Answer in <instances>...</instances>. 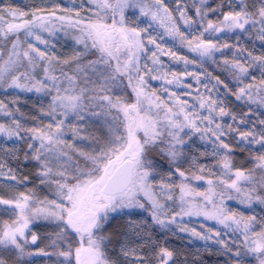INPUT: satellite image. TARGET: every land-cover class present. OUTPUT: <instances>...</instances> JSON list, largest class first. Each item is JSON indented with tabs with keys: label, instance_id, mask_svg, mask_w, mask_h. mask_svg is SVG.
Masks as SVG:
<instances>
[{
	"label": "snow or ice",
	"instance_id": "snow-or-ice-1",
	"mask_svg": "<svg viewBox=\"0 0 264 264\" xmlns=\"http://www.w3.org/2000/svg\"><path fill=\"white\" fill-rule=\"evenodd\" d=\"M204 0L200 5H194L195 14L200 21H194L191 17H186V7L177 8L178 17H174L164 0H154L151 6L144 4L143 0H88L91 5L92 17H80L76 13V20L72 23L81 33L78 43L84 46L83 53H76L74 59L79 65L82 57L89 55L97 56V60L89 61V66L104 64L106 70L101 73L103 82L92 81L93 86L84 87L76 91L74 87L72 94H67L68 89H64L65 94H61V85L58 83L59 77L52 74L55 67L52 64L54 59L47 51H41L39 47L28 41V37L35 36L40 43L47 44L38 33L50 31L49 25L53 21H65L68 17L57 15V11L71 12L72 9L63 8L59 4H53L47 10L37 7L32 12L19 11L15 8L0 7V37L11 42L12 48L8 54V59L0 63V86L7 88H17L21 90L46 91L55 90L56 95L52 97V103L46 113L51 117L53 123L46 126L24 128L18 120L13 119L12 124L6 126L0 123V133L6 134L9 138L16 137L26 142L27 151L24 152L23 162L25 165L29 160L37 163L35 172L39 184L48 188L51 195L40 198L35 192L25 194L20 192L10 199L0 198V205L11 206L15 216L11 222L5 221L0 224V246L8 250V258L0 256V264H22L25 256L42 255L47 257L56 256L57 264H176L174 252L166 247H158L154 243L150 234H145L147 222L136 220L132 217L139 215L137 210L150 212L152 221L161 227H168L170 223L176 221L177 216H204L207 219L216 220L225 228L239 231L243 235V245L246 253L256 256L259 264H264V217L257 221L255 216L237 217V214L230 212L224 205L223 200L227 193L235 191L241 194L243 189L238 181L248 180L249 177L239 169L232 173L231 152L228 143L222 137L232 133H238L239 141L249 140V143H258L264 148V130L259 132V139L253 131H240L239 126L228 125L226 128L216 122V115L220 117L228 116L225 108L217 99H213L208 83L204 84L208 95L197 92L196 100L198 104H189L186 99H181L176 93H170L167 100L161 99L156 91H148V83L145 79H159L152 76L155 65L160 63L157 51H152L145 44L142 33H147V29L128 26L126 24L125 10L129 8L139 9L142 16H151L153 21H159L163 27L167 25L166 32L174 39H179L181 44L187 45L190 51L198 54L200 58L212 59L215 62L214 54L221 48H228L227 43L220 44L217 39L211 38L214 33L231 32L236 29L247 31L246 25L255 28L259 25L258 36L264 41V0H253L251 6L244 4L239 11H229L221 13L223 19L217 23L207 20L203 24L208 12H216L218 9L203 7ZM180 4V0H177ZM81 8L85 7L82 3ZM154 9V10H153ZM110 13V15H109ZM30 17V18H29ZM117 17H119L117 19ZM178 20H182L185 25L199 23L202 31L199 35L189 33L185 35L181 31ZM110 21V22H109ZM21 32L25 37L21 41ZM205 33L209 36L206 37ZM91 41V43H89ZM26 43L27 48L21 49V44ZM148 45H155L161 52L163 49L151 35L147 38ZM246 50L237 49L238 53ZM150 53V55H149ZM175 57V53H168ZM177 59H181L176 57ZM151 60L153 67L148 63L141 64V60ZM241 62L239 56L232 61L225 60L226 67H230L233 77L243 85L238 91L233 93L236 100L247 97L255 102L254 94L260 97L261 105H264V55L255 56L252 52H247ZM47 62L43 67L45 79L35 80L29 66L35 68L41 62ZM67 64L68 61H63ZM185 63H194L185 58ZM259 67L261 79L259 84H244V80L249 76L255 81L256 77L249 71L250 68ZM24 68V71H20ZM134 74V75H133ZM65 79L71 85L74 77L62 72ZM192 75L200 81V77L195 73H185ZM128 77L129 86L135 94V102L129 103L115 99L111 94V87L118 77ZM176 78V74L173 73ZM216 83L212 86L216 88L223 82L218 77L214 78ZM135 80V83H133ZM34 81V82H33ZM51 81V86H49ZM176 82L180 83L179 78ZM172 84V80L167 81ZM185 85V88H190ZM227 87V85H225ZM168 91L167 88L164 89ZM190 96V92H185ZM197 108L199 111H197ZM0 110L7 116L13 113L8 110L7 105L0 102ZM87 110L91 116L102 120L107 126L105 136L98 140L90 151L80 150L75 159L64 150L65 147H72L66 144L62 138L64 136V123L69 113L77 119L83 120V113ZM65 119H57V113ZM207 113L206 115L203 113ZM235 122L237 117L231 116ZM246 114L240 117L239 124H246ZM260 123L264 125V120ZM200 124H205L202 129ZM215 125V127H211ZM185 129L193 132H210L215 137V147L213 154L223 153L222 166L226 170L222 173L226 178L214 183L207 181L208 188L204 192H197L187 182L179 185L180 203L179 211L172 210L175 214L166 221L162 216H168L166 205L160 203L154 193L152 181L155 180V162L152 152L159 149L160 153L169 157L171 163H175L181 155L177 145H184L185 140L181 133L189 135ZM73 136H79V129H71ZM21 132L24 135H21ZM38 141V145L37 142ZM166 145V147H162ZM64 146V147H61ZM10 155L17 160L20 156L16 150H11ZM62 158H66L62 161ZM261 162L260 167L264 168V155L257 157ZM71 161V163H69ZM0 168L3 164L0 163ZM204 166H199V171L204 172ZM179 176L187 181L189 178L184 171L176 167ZM9 178L17 181V176L9 169ZM171 176V173H169ZM192 178L203 180V175L192 173ZM28 176L23 183L28 181ZM173 185L161 182L160 188L171 189ZM199 197V200H195ZM241 203L250 202L252 195L243 192ZM229 200L234 199L232 195H227ZM167 199L173 197L169 195ZM260 203L264 204V197L256 196ZM217 200L220 202L218 203ZM129 219L124 225V236H135L141 243L136 247H129L130 240L124 239L118 242V248L109 250V245L113 243V235L105 232L106 226H110L117 217ZM50 221L56 229L51 238L50 246L54 249L48 252L40 249L33 253L28 251L29 225L37 220ZM260 230L256 231L257 225ZM235 225V227H233ZM181 228L180 231H187ZM193 235L200 236L194 229ZM219 236V233H216ZM207 239L208 237H201ZM37 235L31 233V244H36ZM218 243L223 244L222 240ZM150 247L151 253L139 254L138 249ZM231 251V249H228ZM245 253V254H246ZM150 255L154 259H150ZM236 257H241V252L235 253ZM123 257V261L119 258Z\"/></svg>",
	"mask_w": 264,
	"mask_h": 264
},
{
	"label": "rangeland",
	"instance_id": "rangeland-1",
	"mask_svg": "<svg viewBox=\"0 0 264 264\" xmlns=\"http://www.w3.org/2000/svg\"><path fill=\"white\" fill-rule=\"evenodd\" d=\"M188 1L189 0H180L179 5L177 4V0H164V3L167 5L169 10L172 11L174 17L179 16L177 11L178 7H186V17H191L194 21L199 22L200 20L196 16L194 8V5H197V3L195 2L191 6ZM200 1L201 0L198 2ZM143 2L144 4L151 6V4L154 3V0H143ZM252 2L253 0L223 1L227 12L239 11L244 6V4L251 6ZM82 3L85 5L83 8L80 7ZM53 4H59L61 9H72L71 12L57 11L61 13H76L85 8H91V5L88 4V0H39L37 3L38 7L44 9H50ZM8 7L18 9L19 11H25L21 5L16 4L13 1H9L4 8ZM125 17L126 24L128 26L147 29V33H142L145 44L152 51H157L160 59V63L155 65L154 71L151 73L152 76H158L160 78L153 80L150 78V76L145 77L148 83V91L155 90L157 95H159L161 99L164 100H167L169 94L174 92L179 95L181 99L188 100L189 104H198V101L196 100L197 92L205 96L208 95L209 93L206 91L204 84L211 80V83H208V87L212 89V98L221 102L225 110L230 113V115L224 117H220L217 114L216 122L220 123L225 128L228 125H232L233 127L238 125L240 131H253L256 133V138L259 139V132L264 130V125L260 123L261 120H264V105H261L259 96L257 97V95L254 94L255 102L248 100L247 97L239 101L236 100L233 93L237 92L238 88L243 85L239 84L237 80H227V75H230V72L226 71L224 74H222L221 71L217 70L218 66L215 62H213L212 59L200 58L197 53L190 51L186 43L181 44L178 38L174 39L173 37L169 36L166 32L167 25L162 27L160 22L153 21L150 15H140L139 9H126ZM118 18L119 17H117V19ZM178 24L181 31L184 32L185 35H188L189 33H192L193 35H199V33L202 31V27L199 23L185 25L182 20H178ZM203 24L206 25V22H203ZM259 27V25H257L255 28L251 27V25H246L247 31L236 29L231 32L212 34L211 38H218V43H227L229 45L228 48H221L220 51H217L214 54L215 60H219L222 55H224L226 57L225 60L228 61H232L234 57L239 56V59L243 63L245 62L244 58L247 56V52H252L255 56L264 55V41H261L258 36ZM49 29L50 31L38 33L41 35L42 39L47 41V44L40 43L35 39V36L28 37V41L39 47L41 51H47L50 55H53V60L57 61L69 58L71 56H76V53L84 52L83 44L77 42L79 37H73L68 41L63 36V34L58 31V29H55L51 25H49ZM149 35L155 38L157 43L161 45V48L163 49L162 52L156 49L155 45L147 44V38ZM205 36L208 37L209 34L205 33ZM23 38L25 39L24 35ZM25 47L27 48L26 43ZM237 49H243L246 51L238 53ZM168 53H175L176 55L173 57ZM176 57L181 59H177ZM185 58L189 61H194V63L186 64ZM145 62L148 63L149 67H153L151 60H141V64ZM219 63L222 66V63ZM227 68L231 71L230 67ZM249 71L256 77L255 81L261 79L259 67L250 68ZM95 72L97 73L96 69ZM173 73L176 74V78H179L180 83L176 82V78L173 77ZM185 73H195L200 77L201 82L198 83L194 76L184 75ZM215 77H218L223 83L218 85L216 88H213L212 86L216 83L214 79ZM125 78L128 77L125 76ZM44 79L45 74L40 72L36 80L43 81ZM168 80H172L173 83L168 84ZM244 81L246 84L253 83L251 76L246 78ZM133 83H135V80H133ZM185 85H190L191 87L185 88ZM225 85H227V87H225ZM49 86H51L50 82ZM74 87L78 92L80 87L77 86V84L72 82L70 85L69 82H66V84L61 87V94H65V88L68 89L67 94H72V89ZM165 88L168 89L167 92L164 91ZM130 89L132 88L130 87ZM186 91L190 92L191 95H185L184 93ZM131 94L133 95L134 99H136L135 94L132 91ZM54 95H56L54 89H52L50 92H37L35 89L32 91H27L6 87L7 103L8 106H10L13 115L11 117L7 116L4 114L3 110H0V123L9 126L12 124L13 119H15L18 120L24 128H29L32 122H37L38 125L41 123L42 126H46L49 123H53L54 125L52 118L46 115ZM32 104H34V108ZM197 111H199L198 108ZM203 114L206 115L207 113L205 112ZM245 114L247 123L239 124L240 117L245 116ZM83 115L84 119L79 120L72 113H69L67 119H65L59 114V112L57 113V119H65L64 136L62 138L65 140L66 144L72 146L67 148L73 150L76 153L80 150L90 151L92 147L96 145L97 141L101 140L105 136L108 130L107 126L102 120H98L96 117L91 116L87 110H85ZM232 115L237 117L235 122L231 118ZM200 127L203 129L205 124H200ZM211 127H215V125H212ZM72 128L79 129L80 134L78 137L73 136L71 131ZM185 131L188 132L189 135H184L181 133L185 140V144L176 146L181 153L176 162L174 164L171 163L169 157L164 154L168 158L170 164L173 166V169H169L160 164H155L156 178L152 181L154 186L153 190L160 200V203L166 205V210L168 211L169 215L161 217V219H165L166 221L170 220L171 216L175 214L172 211L173 209L175 211H179V208L181 207L179 190L181 177L176 171V167H179L180 171L184 170V172H190V174L195 172L196 175H203L206 179L201 181L200 186L206 189L208 188L207 181L209 178H217L221 174L220 167L222 166L223 153L225 150H221V154L219 155L213 154L216 144L215 137L212 136L210 132H206L203 133V139H201L202 133L193 132L190 129H185ZM21 135H24V133L21 132ZM222 139L224 141L229 140L238 142L239 136L238 133L234 132L230 135L222 137ZM249 140H251V137H249L248 140H244L239 143L243 148L249 150L256 157L264 155V148H262L258 143H249ZM162 147H166V145ZM11 150H16L20 156L23 151H27L26 142L19 140L16 137L9 138L6 134L0 133V163L3 164V168H0V186L10 189H17L23 186L24 182L18 183L17 181L23 180L24 176L20 171V160H17L14 156L10 155ZM63 160L64 159L62 158V161ZM199 166H204L205 170L203 173L199 171ZM9 169H12L13 174L17 176V181H13L9 178ZM169 173H171V176H169ZM161 182L165 184H171L173 187L171 189L166 188L161 190ZM169 195H171L173 199H167ZM194 199L199 200L200 198ZM235 201L236 203H231L229 205L231 212L238 211L245 217L255 216L257 221L260 220L261 216L259 211L256 206L251 205V202L241 203L239 199ZM137 212L140 214L132 218L147 222L145 234H150L154 242L160 228H164L175 235L177 234L178 236L183 237L192 247V250L197 252L222 249L229 244H233L236 248L243 246V235L241 232H233L232 229L225 228L224 225L220 224L218 221L207 219L202 215L177 216L174 223H170L168 227H161L152 221L150 212H144L143 210H137ZM128 219L129 218L127 216L123 218L117 217L116 221L120 223V227L122 229L112 248H118V242L124 239L130 240L129 247H136L137 244L141 243L135 236H124V225ZM233 227H235V225H233ZM181 228H186L188 230L180 231ZM193 229L197 233H200V236L193 235ZM216 233H219L220 235L217 236ZM202 236L208 238L202 239ZM218 240H222L223 244L218 243ZM138 251L141 255L145 253H151L150 247L138 249ZM119 258L123 261V257ZM130 261L131 258L129 260V264Z\"/></svg>",
	"mask_w": 264,
	"mask_h": 264
},
{
	"label": "trees",
	"instance_id": "trees-1",
	"mask_svg": "<svg viewBox=\"0 0 264 264\" xmlns=\"http://www.w3.org/2000/svg\"><path fill=\"white\" fill-rule=\"evenodd\" d=\"M9 1H13L16 4L21 5L26 12L34 11L35 8L38 7L37 3L39 2V0H0V7H5V5ZM198 1L199 0H189L188 2L191 6L195 2L197 3V5H200L201 1L200 2ZM223 1L225 0H204L203 7L205 9L208 8L218 9L216 12H211V11L208 12V16L206 17L204 22L207 23V20H211L213 23H217L223 19L221 13H227ZM45 10H46L45 14H47V10L49 9L47 8ZM78 12L80 14V17L93 16V13L92 11H90V8H85ZM76 13L57 12V15H64L68 17V19L65 21L56 20L53 21L52 24H50L55 29H58V31L62 33L63 36L68 41L73 37L81 36V33L78 31V29L72 26V23L77 18ZM21 41L22 42L24 41L22 32H21ZM89 43H91V41H89ZM10 48H11V42L6 41L2 37H0V63L8 59ZM24 48H26L25 43H22L21 49ZM74 57L75 56H71L63 60L52 61V64L56 69L55 72L52 74L60 78L58 83L61 85V87L65 85L66 82H68V80L65 79V77L62 75V72L67 74L68 76H73L74 77L73 82L77 84V86H79L80 88L84 87L85 83H87L88 87L91 88L93 86L92 81L99 80L100 82H103L101 73L106 70L107 66L104 64H96L95 66H89L88 64L90 60L91 61L97 60V56L89 55L87 57H82L79 65L77 64ZM225 59L226 57L222 55L219 60H215V63L218 66L217 70L221 71L222 74H224L226 71L230 72L231 74L227 75L228 77L227 80L235 81L236 79L233 77L232 72L224 64ZM66 60L68 61V63L67 64L63 63V61ZM219 62L222 63V66ZM46 65H47L46 61L41 62L40 65L35 67L34 69L29 66L28 70L32 72V75L36 80L38 74L40 72H43V67ZM95 69L97 70V73L95 72ZM24 70H25L24 68L20 69V71H24ZM259 81L260 79L257 81H253V83H256L258 85ZM49 82L51 83V81ZM244 84H246L245 81ZM130 90L132 91V89H130L129 86L128 78H125V76L123 78L118 77L117 81L114 82V86L111 87V92L109 94H111L114 99L116 97H120L121 100L123 101L133 103L135 99L131 94ZM0 102H3V104L7 105L8 110L11 111L10 106H8L7 103L5 86H0ZM32 106L34 108V104H32ZM39 126H42V124L40 123V125H38L37 122H32L29 128L39 127ZM35 143L38 144V141ZM225 143H228L231 149V152L229 153V157L231 160L232 173H229V175H231L232 178L234 179L235 178L234 172L237 169H239L243 171L246 176L249 177L248 180H240L238 181V183L243 189V192H247L252 195V200L250 201L252 203L251 205L256 206L261 218L264 217V204L260 203V201L256 199V196L264 197V186H263L264 168L260 167L261 162L257 159V157L253 153L243 148L239 142L225 140ZM64 150L67 151L68 154L73 157V159H75V156L77 154L76 152H74L73 150L67 147H65ZM151 155L155 164H160L169 169H173V166L170 164L168 158L164 154L160 153L159 149L153 151ZM23 156H24V151L20 154L19 166L23 176H28L29 178L28 181L24 182L23 186L17 189H10L0 186V198L10 199L13 196L18 195L20 192H24L25 194H28L29 192H35V194L40 198H43L46 195L50 196L51 193L48 190V188L44 185H40L39 179L36 178L35 176L37 163L33 160H29L28 163L25 165V163L23 162ZM69 163H71V161H69ZM224 171L226 170L223 168V166H221L220 176H218L217 178L211 177L209 179L213 180L214 183L220 179H225L226 177L222 175ZM185 174L189 179L185 181L184 178L181 177L180 184L182 182H187L197 192H204L207 190L206 188L200 186L201 181L203 180H196L192 178V174H190V172H185ZM205 179L206 178L204 177V180ZM243 192L241 194H237L235 191H231L227 193L224 197L223 205L230 211L229 205L231 203H236L235 200L237 199H239L241 202V199L244 198ZM229 194L232 195L234 199L229 200L227 198V195ZM195 198H199V197H195ZM217 202L219 203L220 201L217 200ZM234 213L237 214V217L243 215L238 211L237 212L235 211ZM13 219H15V216L12 213L11 206L0 205V224H2L5 221L11 222ZM121 229L122 228L120 227V223L117 222L116 220H114L110 226H106L105 228L106 234L110 233L113 235V243L112 245H109V250L114 246V242L118 238ZM55 230L56 229L54 228V224L50 221H45L41 219L31 223L28 229L29 245L27 250L33 253L39 252L40 249H45L48 252H52L54 249L50 246V244H51V238H54V236H52L51 234H53ZM255 230L256 231L260 230L259 224L256 226ZM31 233H35L38 237L37 242L34 245L30 243ZM154 243L158 245L155 251H158L159 247H166L170 251H173L176 264H238V258L235 255L237 251L241 252V257L239 258V264H259V261L256 259V256L254 254L246 253V249L244 248V245L236 248L233 244L232 245L229 244L228 246H225L222 249L205 250V251L197 252L192 250V247L187 243V241L183 237H180L177 234L175 235L171 233L169 230L164 228H160L159 233L155 237ZM228 249H231V251H229ZM150 250L151 252L153 251L151 248ZM0 256H3L6 259L8 258V250L4 249L2 246H0ZM150 259H154V257L150 255ZM57 260L58 258L56 256H52L49 258L47 256H42V255H33L31 257L25 256L22 261V264H57Z\"/></svg>",
	"mask_w": 264,
	"mask_h": 264
}]
</instances>
